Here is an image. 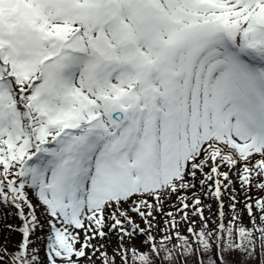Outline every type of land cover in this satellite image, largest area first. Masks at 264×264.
<instances>
[{
	"label": "snow or ice",
	"instance_id": "6c2138e0",
	"mask_svg": "<svg viewBox=\"0 0 264 264\" xmlns=\"http://www.w3.org/2000/svg\"><path fill=\"white\" fill-rule=\"evenodd\" d=\"M0 264H264V0H0Z\"/></svg>",
	"mask_w": 264,
	"mask_h": 264
},
{
	"label": "rangeland",
	"instance_id": "374dc122",
	"mask_svg": "<svg viewBox=\"0 0 264 264\" xmlns=\"http://www.w3.org/2000/svg\"><path fill=\"white\" fill-rule=\"evenodd\" d=\"M8 212H10V209L0 206V214ZM9 222H11L10 219H0V239H3V237L8 234L7 229L4 228V225Z\"/></svg>",
	"mask_w": 264,
	"mask_h": 264
}]
</instances>
